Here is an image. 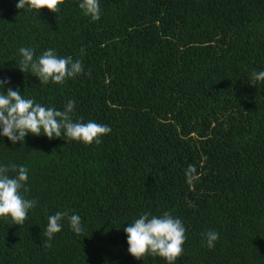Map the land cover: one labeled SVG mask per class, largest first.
I'll return each mask as SVG.
<instances>
[{"label": "trees", "instance_id": "1", "mask_svg": "<svg viewBox=\"0 0 264 264\" xmlns=\"http://www.w3.org/2000/svg\"><path fill=\"white\" fill-rule=\"evenodd\" d=\"M0 0V78L74 122L109 125L99 144L0 140V164L29 169L23 225L0 217V264H165L127 252L123 228L164 212L186 228L176 264H264V0H100V19ZM20 47L80 60L64 83L19 70ZM195 165L199 179L186 182ZM15 173L10 172V175ZM63 221L51 240L47 217ZM219 233L209 249L204 234Z\"/></svg>", "mask_w": 264, "mask_h": 264}, {"label": "clouds", "instance_id": "2", "mask_svg": "<svg viewBox=\"0 0 264 264\" xmlns=\"http://www.w3.org/2000/svg\"><path fill=\"white\" fill-rule=\"evenodd\" d=\"M62 2L63 0H17L15 7L36 12L46 8L55 13L57 5ZM77 6L91 20L100 19V0H78ZM18 53L19 70L30 72L39 83L61 84L83 72L80 60H73L71 56L61 57L54 49L36 56L35 49L20 47ZM256 82H264V70L252 73L250 83L254 85ZM74 107L75 102L72 100L62 110L46 107L34 98L26 97L19 88L14 90L9 78H0V140L6 137L13 145L17 142L24 144L25 138L31 135L49 139L63 137L66 141L99 144L100 138L111 132L110 126L94 121L74 122L71 115ZM10 172L15 174L10 175ZM28 174L26 166L0 164V217L9 218L15 225H23L29 211L37 205L35 199H28L21 194V190L27 191ZM184 174L189 184L199 179L195 165H188ZM65 218L73 233H82V218L78 214L69 215L66 211H57L47 217L44 234L48 240L61 232ZM126 225L123 231L128 254L137 260L149 255L162 258L165 264H176L186 240V228L180 218L168 212L159 216L143 213ZM204 237L206 246L211 249L215 247L219 233L209 230Z\"/></svg>", "mask_w": 264, "mask_h": 264}]
</instances>
